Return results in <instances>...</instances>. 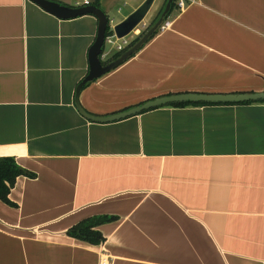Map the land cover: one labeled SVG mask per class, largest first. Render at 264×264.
Masks as SVG:
<instances>
[{"label": "crops", "instance_id": "1", "mask_svg": "<svg viewBox=\"0 0 264 264\" xmlns=\"http://www.w3.org/2000/svg\"><path fill=\"white\" fill-rule=\"evenodd\" d=\"M88 1L114 26L146 0ZM165 1H153L140 31ZM169 17V30L83 87L85 112L264 93V0H196ZM96 30L91 15L61 20L28 0H0V158L34 175L16 179L14 207L0 201V264H264V103L91 122L74 92ZM100 216L114 218L97 228L100 245L67 235Z\"/></svg>", "mask_w": 264, "mask_h": 264}, {"label": "water", "instance_id": "2", "mask_svg": "<svg viewBox=\"0 0 264 264\" xmlns=\"http://www.w3.org/2000/svg\"><path fill=\"white\" fill-rule=\"evenodd\" d=\"M38 6L44 12L61 20H69L77 17L91 15L97 20L96 36L93 44L88 50V71L86 76L78 83L74 92V104L77 112L85 119L99 124L112 123L121 121L123 119L138 115L145 111L156 109L163 106L182 103H206V104H241L247 102L264 101V93L253 94H195L185 93L159 97L152 101L143 103L142 105L133 107L126 111L107 116L97 117L85 112L79 104V95L81 90L87 84L99 79L105 74L115 70L134 54H136L149 39L155 35L159 26L165 20L170 12L171 4L174 0H167V3L156 23L151 26L139 38V40L130 48L126 49L117 59L112 60L106 64L103 63V48L106 39V31L108 30L110 22L107 15L100 9L93 5H83L76 7H69L61 5L50 0H28ZM154 0H146L133 13L127 16L123 21L113 26V32L117 40H123L130 35L144 20Z\"/></svg>", "mask_w": 264, "mask_h": 264}, {"label": "trees", "instance_id": "3", "mask_svg": "<svg viewBox=\"0 0 264 264\" xmlns=\"http://www.w3.org/2000/svg\"><path fill=\"white\" fill-rule=\"evenodd\" d=\"M176 1L177 0H174L172 2L170 12L166 16V18L171 16L173 11L176 10ZM166 2H167V0L165 1V4H166ZM165 4H164V6H165ZM94 6L99 8L98 1H95ZM164 6L161 9V11L159 12V14L157 15V17L148 26L147 29H149L151 26H153L156 23V21L159 19L160 15L164 9ZM144 33H142L138 38H136L134 41H132L128 48L132 47ZM157 33H158V31H156L155 35ZM109 35H110V32L107 30L106 36H109ZM155 35H153L151 38H153ZM121 54L122 53H116L115 55L112 56L111 59L115 60ZM259 102L264 103V101H259ZM250 103L251 102L241 103V104L182 103V104H172L169 106L186 107V106H207V105H242V104H250ZM20 176L32 178L34 175L32 173L25 171L21 167H19L12 158H8V157L0 158V201L7 206H10V207L15 206L9 200V194H10V191L15 184L16 179ZM113 220H114L113 217H107V216L88 218V219L81 221L80 223H78L73 228H71L68 231L67 235L71 238L86 242V243L91 244V245H100L101 243H103L104 238L101 235V233L97 230V228L99 226L106 224V223H109Z\"/></svg>", "mask_w": 264, "mask_h": 264}, {"label": "built area", "instance_id": "4", "mask_svg": "<svg viewBox=\"0 0 264 264\" xmlns=\"http://www.w3.org/2000/svg\"><path fill=\"white\" fill-rule=\"evenodd\" d=\"M196 0H177L176 1V11L178 13L182 12L183 10H185L189 5H192ZM83 5H88L89 4V1L88 0H83L82 2ZM172 21L173 19L168 17L166 18L162 24L159 26L158 28V32H164V31H167L170 29L171 25H172ZM109 30H110V35L109 36H106V39H105V42L108 43V44H113V43H117V42H121L122 45H126V41H125V38L123 40H117L116 37H115V34L113 32V25L112 23L110 22L109 24ZM134 33H139V29L136 28L134 31ZM113 40H115V42H113ZM116 48H121L119 45H117ZM100 264H106V261L105 259H102L101 260V263Z\"/></svg>", "mask_w": 264, "mask_h": 264}, {"label": "rangeland", "instance_id": "5", "mask_svg": "<svg viewBox=\"0 0 264 264\" xmlns=\"http://www.w3.org/2000/svg\"><path fill=\"white\" fill-rule=\"evenodd\" d=\"M108 31L110 32V30H109V28H108ZM146 31V29H144V30H139V33H136V35H135V38H133V39H130V37H132V35L130 34V35H128L127 36V41H126V45H122L121 44V42L120 43H118V45L121 47V48H116L117 47V44H114V46H112L113 44H111V46L110 45H106V47H105V54H108V57H107V59L105 58L104 60H103V63L104 64H106V63H108V62H110V61H112V56L113 55H115L116 53H123V51H125L126 49H128V47L130 46V44H131V42L132 41H134L136 38H138L142 33H144Z\"/></svg>", "mask_w": 264, "mask_h": 264}]
</instances>
